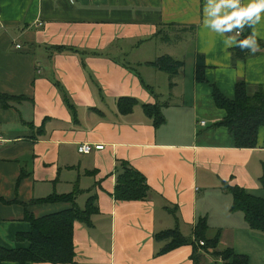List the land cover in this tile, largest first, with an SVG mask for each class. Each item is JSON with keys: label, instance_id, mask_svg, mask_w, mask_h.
Returning <instances> with one entry per match:
<instances>
[{"label": "crops", "instance_id": "obj_1", "mask_svg": "<svg viewBox=\"0 0 264 264\" xmlns=\"http://www.w3.org/2000/svg\"><path fill=\"white\" fill-rule=\"evenodd\" d=\"M240 2L246 7L251 0ZM207 4L0 0V97L25 98L7 107L0 100V247L29 246L17 240L31 229L27 211L41 218L72 207L34 200L77 192L79 207L95 196L99 213L91 226L75 223L74 264H193L191 246L159 255L164 243L155 236L178 226L190 237L200 221L209 239L220 232L218 250L232 248L250 264H264V234L232 211L228 190L264 198V127L257 148H236L220 126L227 113L213 98L216 87L233 100L240 80L251 93L264 87V49L235 60L238 40L232 30L205 26ZM261 16L252 32L264 43ZM229 38L236 42L226 46ZM164 56L184 63L177 75L151 65ZM199 57L206 83L195 79ZM122 97L139 101L129 115L119 114ZM145 104H160L164 124L154 126ZM83 144L104 150L81 154ZM118 161L146 178L148 200L114 199Z\"/></svg>", "mask_w": 264, "mask_h": 264}, {"label": "trees", "instance_id": "obj_2", "mask_svg": "<svg viewBox=\"0 0 264 264\" xmlns=\"http://www.w3.org/2000/svg\"><path fill=\"white\" fill-rule=\"evenodd\" d=\"M250 23V22H249ZM233 35L234 30L232 29ZM241 36L237 37V46L232 51L235 60H244L251 54L250 48L241 49L239 41L250 37L252 27L245 24L241 29ZM162 31L158 32L161 35ZM167 41V38L164 37ZM257 40L259 48L264 49V43ZM59 52L65 50L64 47L56 48ZM85 67V64H83ZM151 65L158 70L165 72L170 77L179 73L184 67V63L164 56ZM195 79L199 83H206L205 64L201 57L198 58L195 70ZM251 93L250 86L243 80L236 84L235 98L229 99L222 94L216 87L213 89V98L218 108L225 110L226 118L220 126L229 130L234 138L236 148L255 149L258 145V133L264 127V87H258ZM66 105L73 110L74 104L68 94L63 92ZM24 96L18 98H6L1 96L2 104L7 107V101H22ZM139 101L131 97H122L117 101L119 114L129 115L137 107ZM146 116L153 120L154 126L159 127L164 124V117L160 110V104H145L142 106ZM117 181L115 190L112 194L114 199L119 202L146 201L149 199L151 188L146 178L129 163L118 161L116 166ZM260 184L264 189V169L260 178ZM234 197L233 212H242L249 228L253 231L264 234V198H259L248 194L240 187L228 188ZM77 192L68 195H51L41 200H34L32 204H52L70 203L72 207L54 214L41 218H35L28 211L26 220L30 223L31 229L27 233L17 236L19 243H28L24 248H5L0 247V264H74L76 259V249L74 245V226L80 222L86 226L92 225V217L99 213L96 197L92 196L85 208H80L76 203ZM27 208V207H26ZM209 227L205 221H200L195 227L192 236L185 237L178 226L169 231L159 233L155 236L157 242H163L164 247L160 254L183 246H191L193 254L191 260L193 264H209L206 257H213L216 262L210 264H250L249 257L237 254L234 249L227 248L218 250L220 243V232L212 239L208 238ZM204 242V246L200 245Z\"/></svg>", "mask_w": 264, "mask_h": 264}, {"label": "clouds", "instance_id": "obj_3", "mask_svg": "<svg viewBox=\"0 0 264 264\" xmlns=\"http://www.w3.org/2000/svg\"><path fill=\"white\" fill-rule=\"evenodd\" d=\"M222 9L225 14L218 16L217 13H220ZM205 13L207 16L206 27L210 26L218 33L231 32L233 28L243 29L245 24L250 27L259 24L262 20L261 14L264 13V0H251L246 7L241 6L240 0H218L215 3L213 0H208ZM208 17H214V19H208ZM235 42V38H229L225 40V45L231 46ZM239 46L241 49L250 48L253 54L258 51L256 32L253 31L250 37L239 41Z\"/></svg>", "mask_w": 264, "mask_h": 264}, {"label": "built area", "instance_id": "obj_4", "mask_svg": "<svg viewBox=\"0 0 264 264\" xmlns=\"http://www.w3.org/2000/svg\"><path fill=\"white\" fill-rule=\"evenodd\" d=\"M42 26V25H41ZM234 30V36L237 38L239 36H241L242 32H241V29H237V28H233ZM237 32H239V35H237ZM18 49L21 48V46H17ZM202 126H205L206 123L205 122H202L201 123ZM94 150H97V151H102L104 150V145L102 144H98V145H95V146H92L90 144H83L79 147V153L81 154H90L92 151ZM200 245L201 246H204V242H200Z\"/></svg>", "mask_w": 264, "mask_h": 264}, {"label": "rangeland", "instance_id": "obj_5", "mask_svg": "<svg viewBox=\"0 0 264 264\" xmlns=\"http://www.w3.org/2000/svg\"><path fill=\"white\" fill-rule=\"evenodd\" d=\"M80 208L83 209L84 207H80ZM209 261H211L210 258L206 260L207 263H209ZM209 264H210V263H209Z\"/></svg>", "mask_w": 264, "mask_h": 264}]
</instances>
